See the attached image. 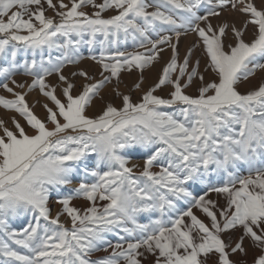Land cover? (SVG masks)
Segmentation results:
<instances>
[{
  "label": "snow or ice",
  "instance_id": "obj_1",
  "mask_svg": "<svg viewBox=\"0 0 264 264\" xmlns=\"http://www.w3.org/2000/svg\"><path fill=\"white\" fill-rule=\"evenodd\" d=\"M0 93V264H264V0H0Z\"/></svg>",
  "mask_w": 264,
  "mask_h": 264
},
{
  "label": "rangeland",
  "instance_id": "obj_2",
  "mask_svg": "<svg viewBox=\"0 0 264 264\" xmlns=\"http://www.w3.org/2000/svg\"><path fill=\"white\" fill-rule=\"evenodd\" d=\"M185 43H186L185 41H182V43H181V49H182V50H183V47H184V44H185ZM81 51H82V54H83V55H85V56L89 55V52H88V50H87L86 48L82 49ZM80 66L83 67V68L91 69V72H92V74H94V75H95L96 72H97V67H96L95 65H93L91 61L85 60ZM70 70H71L70 68H69V69H66V70H65V74H67ZM145 75H146V77L148 78V81L150 82V81L155 77V70H153V71L150 72V73H146ZM16 78H17L18 80L26 79V77H24V76H22V75H18ZM122 79H123V81H124V84L121 85V89L124 90V91H127V89L124 87V85L127 84V85L130 87L131 84H132V82L136 79V75H135V74H132V75L123 74ZM53 81H54V78H53ZM253 83H255V81H253ZM243 87H247V85L242 86V88H243ZM0 94H3V93H0ZM36 98H37V94L34 92V93H32L31 95H29L28 100H29L30 103H32ZM41 99H42V98H41ZM105 99H108V97L105 96ZM96 101H98V100H96ZM96 101H95V103H94L93 108L90 109V112H91L92 110H93L92 112L98 111V110H99L98 108H100V107L102 106V102H100V104L97 105V104H96V103H97ZM95 104H96L97 106H96ZM95 108H96V109H95ZM35 110H36L38 113L42 111V109L40 108L39 105H37V107H36ZM39 114H40V113H39ZM75 203H77V205L79 206V204L82 203V202H81V201H76Z\"/></svg>",
  "mask_w": 264,
  "mask_h": 264
},
{
  "label": "bare ground",
  "instance_id": "obj_3",
  "mask_svg": "<svg viewBox=\"0 0 264 264\" xmlns=\"http://www.w3.org/2000/svg\"><path fill=\"white\" fill-rule=\"evenodd\" d=\"M96 102H97L96 104L99 105L101 101L98 100V101H96ZM96 104H95V105H96ZM97 105H96V106H97ZM95 109H96V108H95ZM98 109H99V108H98ZM92 111H93V110H92ZM92 111H91V112H92ZM39 113L42 115V114H43V110H42L41 112H39ZM81 202H82V201H81ZM82 203H83V202H82ZM80 204H81V203H80ZM53 211H55V207L53 208ZM62 219H63V218H62ZM98 255H99V254H98Z\"/></svg>",
  "mask_w": 264,
  "mask_h": 264
}]
</instances>
